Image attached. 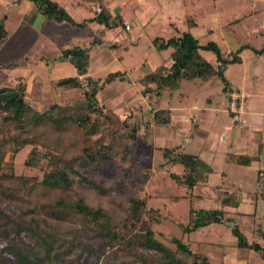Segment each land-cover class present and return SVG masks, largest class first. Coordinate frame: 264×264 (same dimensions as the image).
<instances>
[{"label": "trees", "instance_id": "16d2710c", "mask_svg": "<svg viewBox=\"0 0 264 264\" xmlns=\"http://www.w3.org/2000/svg\"><path fill=\"white\" fill-rule=\"evenodd\" d=\"M29 1L48 21L83 26L74 23L55 2ZM93 20L109 25V16L102 5ZM4 35L0 22V43ZM152 47L157 52L171 49L168 68L158 66L139 79L142 96H148L153 103L157 104L165 92L177 90L181 81L204 83L217 77L223 83L219 70L200 54L210 51L216 62L223 63L213 43L202 46L186 32L166 40L154 39ZM67 56L71 57L77 74L83 75L87 67L86 51L74 48L62 53V58ZM114 79L122 80V75L109 74L105 81ZM60 84L82 88L75 79L63 80ZM96 90L94 84L81 92L78 102L52 104L39 113L25 101L24 85L20 81L0 88V244L4 243L0 255H6L11 264H98V261L103 264H208L204 256L177 239L169 238L167 245L157 240L150 229L139 233L137 227L142 216L154 223L159 217L157 210L145 209L143 200L129 197L125 205L115 203L117 208H102L88 205L80 197V184L85 181L80 174L82 166L89 164L91 168H98L114 158L126 160L136 149L140 128L129 117L121 120L109 110L102 113L94 98ZM169 119L166 109L152 108L150 119L143 125L161 128ZM97 134L99 137L94 138ZM25 147L29 151L22 163L23 172L15 173L12 162L5 171V159L14 158ZM159 151L160 166L166 170L181 166L180 174L168 175L175 184L190 192L188 219L182 232L189 234L225 222L222 209L230 204V197L220 194L217 209L193 207L204 199L196 184L204 180L209 168L180 147ZM226 161L238 165L250 162L248 158L232 155ZM92 188L96 197L109 192L102 184H92ZM231 233L238 248L260 250L256 244L247 246L236 226Z\"/></svg>", "mask_w": 264, "mask_h": 264}, {"label": "crops", "instance_id": "0c3cea01", "mask_svg": "<svg viewBox=\"0 0 264 264\" xmlns=\"http://www.w3.org/2000/svg\"><path fill=\"white\" fill-rule=\"evenodd\" d=\"M50 1L61 6L74 23L82 24L83 26L76 27L65 22L48 21L36 11L29 0H0V18L5 32L4 39L0 43V88L10 87L20 81L24 85L25 101L34 111L41 113L52 104H68L71 100L81 97L83 90H89L95 84L97 90L94 98L98 107L103 111H111L120 119L129 117L133 123L139 125L140 130L145 122H142L141 112L143 111L137 110V107L139 108L141 104H145L146 112L150 119L152 108H156L152 107L150 98L142 96L141 88H137L136 92L141 96L140 101L135 104L137 107L135 105L128 106L131 97L126 98L122 103L118 101L115 103L113 101L126 92L127 82L123 76L122 80L105 81L107 75L114 73L125 75L126 77V69L122 65L119 50L116 49L117 44L120 45L121 41V33L117 30L116 23L120 24L119 26L124 32L127 31L122 26L123 23H127L129 32L132 26V19H135L134 15L130 14L129 10L126 11L118 0ZM249 2L252 10L247 11L242 17L245 22L246 19L250 21L245 26H241L240 29L235 27V25H239L241 17L232 18L220 26L216 20V15L213 18L211 16L209 21L213 25L206 29L199 28L195 21L187 24L188 31L192 32L193 35L190 34L200 45L203 46L211 42L221 54L223 63L216 62V59L215 62L216 66H220L218 70L223 79V92L218 98L219 101L221 100L222 106L212 109L201 108V115L194 122L193 117L181 118L178 115L171 114L170 108H160L169 112L170 119L166 126L160 128L163 131L155 134L163 135V137L170 136L172 141L177 139L181 142L179 145L164 148L180 147L184 151L185 147L191 146L195 154L190 155L196 156L209 168L204 180L196 184L204 199L210 198L209 195H205L203 192V187L211 170L208 161L202 155L206 152L210 154L215 138L221 137V141L226 144L227 138L225 134H229V150L231 149L233 152H225L223 154L222 161L225 164L244 167L246 170L254 172H257V170L259 172L263 171L260 166L264 164V6L256 9L258 0H250ZM101 5L105 8L110 19L107 27L93 20L97 13L96 9H100ZM131 5L132 1H129L127 6ZM164 24L167 27V31H165L167 36H164V38H152L150 40L152 49V41L154 39L166 40L172 37H179L182 34L178 35V31L172 21L167 20ZM222 29H224L225 34ZM151 33L154 32L151 30ZM134 34L136 39H138L137 32ZM227 43L228 45H226ZM74 48L86 51L87 67L83 75L77 74L70 56L62 58L63 52ZM167 50L160 52H166ZM170 53L168 54L169 60ZM232 59L236 60L232 61ZM170 64L171 60L167 65L162 64L160 66L168 68ZM142 77L140 76L139 79ZM67 79L77 80L80 85H83L82 88L58 85V83ZM139 79L137 81L138 84ZM133 86H136L135 82ZM231 94H240L243 97L242 118L246 121L244 120L245 122L241 127L243 130H239L240 134L231 128L222 126L219 120H216L218 116H221L222 111L226 113L228 118L230 117L228 101ZM168 96L171 97L172 95L168 94ZM190 108L195 109V106L192 105ZM137 112L140 113L138 121L134 118ZM143 127L147 131H152L150 135H153V130L155 129L147 128L146 125ZM197 130L199 134H196L195 131ZM229 155L248 158L250 162L247 165L227 162L226 159ZM163 168L168 173L180 174L182 172L180 165L171 166L168 170L165 167ZM263 178L264 174H257L255 179L256 187L254 189L251 188L253 191L248 193L249 195H246L245 198L238 196L236 191L226 192L221 191L218 186L213 187V191L218 193L213 198V201L216 203L217 198L221 197L220 192L224 197L231 198L230 204L223 207L222 210L224 214H231L237 218L238 223L242 227L239 230L235 223L230 225L225 223L230 218L225 219L226 221L220 224H227L226 226L230 230L233 226H236L246 245L256 244L260 250L245 249L249 252L253 251L257 254L256 256L262 257L264 260V205L261 206L262 211L258 213L260 215L257 216V219L260 223L257 224L259 227L256 229L243 220L250 216L249 213L237 211L240 207L244 209L246 204L250 203L247 198L255 201L260 196L261 203L263 202L264 184L261 182ZM247 189H250V187H247ZM257 190L261 192H256ZM252 215L255 217V212ZM237 249L236 240H233L231 245L224 249L229 264H250L247 257L235 258Z\"/></svg>", "mask_w": 264, "mask_h": 264}, {"label": "rangeland", "instance_id": "374dc122", "mask_svg": "<svg viewBox=\"0 0 264 264\" xmlns=\"http://www.w3.org/2000/svg\"><path fill=\"white\" fill-rule=\"evenodd\" d=\"M118 1L126 11L129 10L130 14L134 15L135 19H137H132V26L129 32L121 30L120 24L116 23V28L121 33L120 45L117 44L116 49L119 50V56L122 58V65L126 69V77L125 75L122 76L127 82L128 87L126 92L117 97L113 102L116 103L118 101L122 103L123 100L131 97L128 104L129 107L135 105L137 101H140L141 96L136 92L137 88H141L140 84L137 83L139 77L150 73L154 68L162 64L167 65L170 63L168 54L171 52V49H168L166 53L157 52L151 48L150 40L152 38H164V36H167L165 34L167 27L165 24L163 25V23L167 20L172 21L174 27L178 31V35L183 32L192 34V32L187 29L188 23L195 21V23L199 25V28L206 29L213 25L212 22L209 21L211 16L213 18V16L216 15V20L220 26L224 25L232 18L241 17L239 19V25H235V27L240 29L241 26H245L250 21L246 19L245 22L242 15L252 10L250 7V0ZM129 1H132V5L128 7ZM262 6H264V0H258L256 9ZM150 17L151 19H149ZM151 30L154 33H151ZM222 31L224 33V29H222ZM135 32H137L138 39H136ZM138 41L139 43H137ZM229 43L231 42L229 41ZM226 45H228V43ZM201 55L207 62L212 64L213 67L220 69L219 65L216 66L215 55L212 52L202 51ZM134 82L136 84L135 87L133 86ZM222 89L223 84L217 77L204 83L199 80L181 81L178 90L169 93L172 95L171 97L168 96V92H165L156 106L155 103L153 104V100L151 101V105L156 108H170L171 114L178 115L181 118H186L187 116L190 118L193 117L194 122V120L197 121L200 117L201 108L212 109L222 106L221 100L219 101L218 99L219 96L222 95ZM80 99L81 97L75 98L66 105L74 104ZM192 105L195 106V109L190 108ZM135 107L137 106L135 105ZM138 109L143 111L141 112L142 122H146L149 119V115L146 112L145 104H141L139 108L137 107V110ZM103 112L102 110V113ZM139 116V112L135 113L134 118L136 121L139 120ZM121 119L123 120V118ZM216 120H219L222 126L231 128L238 133L239 130H243L241 129L242 124L233 123L230 117L228 118L223 111L221 112V116H218ZM102 123L104 124L105 122ZM143 126L144 125H142L137 134L138 140L136 149L126 160L114 158L112 161L106 162L98 168H91L89 164H84L82 166L80 174L85 178V181L80 184V197L86 204L91 206L98 205L102 208L116 207L115 203L117 205H125L126 199L129 197L143 200L145 209L157 210L159 217L157 219L158 221L154 223L151 222L148 217L142 216L140 224L137 227L139 233L150 229L154 232L157 240L169 245V238L177 239L187 245L191 251L204 256L208 264H229L224 249L229 247L231 242L235 239L230 228L227 227L225 223H229V225L235 223L239 230L242 226L238 223L237 218L233 217L231 214L225 213L223 214V218L230 219L224 224H213L189 234H184L182 232V227H185L187 224L190 204L188 197L190 192L175 184L169 177L168 172L160 166L162 160L158 150V148L179 145L181 142L177 139L176 141H172L170 136L163 137V135H156L155 133L163 131V129L160 128L153 130V135H150L152 131H147ZM195 132L199 134L198 130ZM99 135L100 134H97L94 138L99 137ZM225 136L227 138L225 141L226 144L221 141V137L218 139L215 138V143L211 147L210 154L206 152L202 155L204 159L208 161L211 170L208 175V180L203 187V192L205 195H209L210 198L193 204L195 209L218 208V205L213 201L215 195L218 194L213 191V187L217 186L220 187L221 191H236L238 192V196L245 198V196L249 195L248 193H251L253 191L252 189L256 187L255 179L257 174H264L263 171L259 172V170H257V173L248 169L246 170L244 167L225 164L222 161L223 154L225 152H233L231 149L229 150V134H225ZM28 151L29 147H25L18 152L14 158L7 157L3 164L4 170L7 171L8 166L11 165L12 162L15 173L18 174L23 172L22 163ZM184 152L195 154L191 146L185 147ZM32 173L35 174L36 172ZM261 182L264 184V178ZM92 184H102L105 188L109 189L108 194L103 197H96ZM247 187H250V189H247ZM256 192L261 191L257 190ZM219 194H221V192ZM260 198L261 197L258 196V199L255 201L247 198L249 202L252 203H247L244 209L240 207L237 210L238 212L244 211L250 214V216L243 220L248 222L249 226L255 229L259 227L257 224H259L260 221L257 219V216L260 215L258 213L262 211L261 206L264 205V198L262 203ZM253 212H255V217L252 215ZM125 220L126 218L124 221ZM3 245L4 243H1L0 248H2ZM256 255L257 254L253 251L249 252L245 248H238L235 258L240 259L247 257L250 264H264L262 257ZM0 259H3L1 260L3 264H11L4 254L0 255ZM98 264L103 263L98 261Z\"/></svg>", "mask_w": 264, "mask_h": 264}, {"label": "built area", "instance_id": "2783aa9c", "mask_svg": "<svg viewBox=\"0 0 264 264\" xmlns=\"http://www.w3.org/2000/svg\"><path fill=\"white\" fill-rule=\"evenodd\" d=\"M96 12H99V9H96ZM123 29L125 31L129 30V25L123 23ZM83 85H81L82 87ZM243 97L240 94H231L228 101V111L230 113V119L233 123L244 124L243 115ZM260 169L264 171V164L260 166Z\"/></svg>", "mask_w": 264, "mask_h": 264}]
</instances>
